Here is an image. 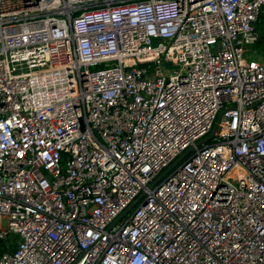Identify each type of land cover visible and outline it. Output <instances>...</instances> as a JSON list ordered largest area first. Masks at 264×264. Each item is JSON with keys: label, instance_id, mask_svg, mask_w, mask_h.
<instances>
[{"label": "built area", "instance_id": "built-area-1", "mask_svg": "<svg viewBox=\"0 0 264 264\" xmlns=\"http://www.w3.org/2000/svg\"><path fill=\"white\" fill-rule=\"evenodd\" d=\"M263 9L0 0V264H264Z\"/></svg>", "mask_w": 264, "mask_h": 264}, {"label": "water", "instance_id": "water-1", "mask_svg": "<svg viewBox=\"0 0 264 264\" xmlns=\"http://www.w3.org/2000/svg\"><path fill=\"white\" fill-rule=\"evenodd\" d=\"M216 127L211 131V133L204 138L203 140L196 143V147L201 146L202 144L207 143L214 135ZM192 149L186 150L182 155H180L167 169H165L151 184L148 185L147 189L151 190L154 186H156L168 173H170L185 157H187L191 153ZM145 193H141L123 212L122 214L114 220L112 225H115L119 222L123 217H125L138 203L144 198Z\"/></svg>", "mask_w": 264, "mask_h": 264}, {"label": "crops", "instance_id": "crops-1", "mask_svg": "<svg viewBox=\"0 0 264 264\" xmlns=\"http://www.w3.org/2000/svg\"><path fill=\"white\" fill-rule=\"evenodd\" d=\"M263 19H264V9H263V11H262V13H261V16L259 17V20H258V22H257L256 24L261 23V22L264 24V20H263ZM256 28H257V25H256ZM256 31H257V30H256ZM256 34L258 35V33H256ZM257 38H258V40H257L256 44L259 42V35H258ZM256 44L250 46V47L246 50V52H245V57H246L247 59H253V60H257V61H259V62H264V54H259V53H258V50H257V48L255 47ZM1 248H2L1 251H3V248H4V250L7 249L5 244H2ZM8 249H9V248H8ZM1 251H0V252H1Z\"/></svg>", "mask_w": 264, "mask_h": 264}, {"label": "rangeland", "instance_id": "rangeland-1", "mask_svg": "<svg viewBox=\"0 0 264 264\" xmlns=\"http://www.w3.org/2000/svg\"><path fill=\"white\" fill-rule=\"evenodd\" d=\"M256 25H257L256 33H258V35H259V42L255 45V47L257 48L259 54H264V24L261 22V23H258ZM258 35H257V37H258ZM247 60H253V59H247ZM5 224H6V222L4 223V227H5ZM7 241H9V240H7ZM7 241H5V242L0 241V251L2 250V248H1L2 244L7 243ZM3 250H4V248H3Z\"/></svg>", "mask_w": 264, "mask_h": 264}]
</instances>
